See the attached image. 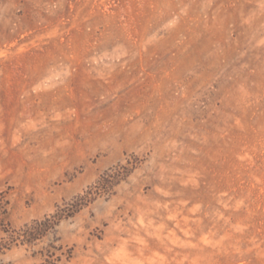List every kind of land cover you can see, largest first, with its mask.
I'll return each mask as SVG.
<instances>
[{
	"label": "rangeland",
	"instance_id": "obj_1",
	"mask_svg": "<svg viewBox=\"0 0 264 264\" xmlns=\"http://www.w3.org/2000/svg\"><path fill=\"white\" fill-rule=\"evenodd\" d=\"M0 264H264V0H0Z\"/></svg>",
	"mask_w": 264,
	"mask_h": 264
},
{
	"label": "trees",
	"instance_id": "obj_2",
	"mask_svg": "<svg viewBox=\"0 0 264 264\" xmlns=\"http://www.w3.org/2000/svg\"><path fill=\"white\" fill-rule=\"evenodd\" d=\"M50 219L47 217L43 220L35 221L34 224L28 227V237L31 239L38 238L47 229Z\"/></svg>",
	"mask_w": 264,
	"mask_h": 264
}]
</instances>
